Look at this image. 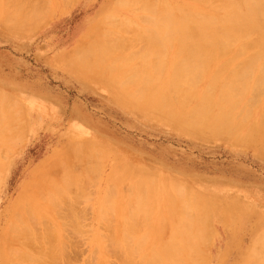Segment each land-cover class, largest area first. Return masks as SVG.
Listing matches in <instances>:
<instances>
[{
	"label": "rangeland",
	"instance_id": "1",
	"mask_svg": "<svg viewBox=\"0 0 264 264\" xmlns=\"http://www.w3.org/2000/svg\"><path fill=\"white\" fill-rule=\"evenodd\" d=\"M148 1L0 0V100L2 101H0V121L2 120L0 123V264H5L1 254L5 228L13 213L20 207L25 210L32 208L34 211L35 218H32L33 214L27 217L32 218V221L35 219L34 224H38L37 229L41 239L38 240L36 235L38 231L34 239L38 244L40 243L38 246L46 250L49 244L44 241L49 239L47 237L50 235L45 238L46 234L42 233L45 225V228L52 231L50 234H55L52 237L55 242H51L56 245L51 244L50 248L53 247L51 251L56 250L57 255H55L60 258L53 254L51 260L57 258L59 264H154L152 261L156 258L153 257L156 256L153 255L155 252L159 257L167 259L169 252L165 253V250L168 251L165 244L171 237L172 241L178 240L176 246L180 247L177 249L180 255L176 256V249L172 255H169L177 260L172 261L173 258L171 260L173 264H181L183 260H179L181 255L191 257V251L195 253L197 251V254L192 256L191 264L197 263L195 262L197 260V264H264V152H260L256 144L249 142L244 144L245 142H238L231 136L229 139L227 134L212 136L193 133L185 127L176 125L175 122L172 123L168 117L156 112L155 109L144 106L140 95L148 90V84H144V81L139 79L138 84L134 86V81L131 80L135 70L142 68L140 63H145L141 59L148 54L149 60L152 59L146 36L148 39L152 34L149 21L157 17L156 14H159L157 18H162V21L163 16H166V12L163 13L165 10H162L165 8L163 2L172 7L173 13L177 12V14L169 12L174 19V15L180 16V9H184L187 5L196 7L199 11L204 9L208 11L206 5L211 9L213 5L217 8L221 0H210L208 1L210 4L205 5L197 0L196 2L195 0ZM170 8L167 9L172 11ZM18 19L20 26H15ZM166 20L167 16L164 17V21ZM12 22L15 23L11 24ZM23 24L25 28L22 27ZM96 24L101 27L100 29L107 31L104 33L103 30L95 29ZM174 26L179 27V25ZM91 27L93 31L90 32ZM145 28H151L149 37ZM111 31L114 36L111 35ZM94 32L98 36L101 32L102 39L105 34L106 36L110 34L111 40L109 37L106 40L97 38ZM93 38L101 40L99 43L102 45L96 42L94 45L92 41L90 42ZM105 43L112 44L114 49L108 44L107 53L98 52L99 47L106 46ZM79 47L82 50H79ZM91 47L93 51L90 50ZM146 48L149 51L147 55ZM110 49L113 53L115 51L116 58L122 56L126 59L117 60L112 52L113 56H110L108 54ZM165 49L166 58L174 56L173 47L168 46ZM97 53L102 54L99 56ZM75 54L76 56L83 54L81 56L85 60L82 61L85 62L77 59L78 57L82 59L81 56L75 58ZM88 54L93 55L96 60L99 57L98 62L101 61L100 57H103L101 59L105 64L101 62L102 69L95 68L98 62L95 63L94 59L91 61L92 58ZM141 54L144 55L140 59ZM166 58L163 56V61ZM86 60L90 61L91 68L94 66L95 70H89V61ZM170 61L172 63V59ZM101 63L99 62V65ZM121 63L125 69L120 67ZM151 63L142 65L147 70L154 65ZM146 66L149 68L146 69ZM164 66L162 68L160 65V70L157 69L159 74L158 71L155 72V68L153 70L150 68L148 76L143 74L142 77L146 80L150 75L153 83L157 74L165 79L169 72L166 68L167 64ZM115 67H118L117 71ZM98 68L101 70L98 71ZM162 69L163 71L160 72ZM126 70L134 72L131 75L132 72L128 71V74ZM125 73L128 76H124ZM121 81L124 84L127 82L126 85L129 86L126 88L123 84L122 87ZM115 82L118 83L119 88ZM140 82L143 84L140 85ZM202 82L203 79H199L197 88H202ZM128 90L130 93L133 92L130 94L131 97ZM171 90L168 88L163 93L175 100L176 96ZM3 95L6 96L5 99ZM261 96L262 90L254 95L253 102L255 103ZM136 99L140 102L138 100L135 102ZM76 144L77 147L79 145L78 148ZM73 155L78 157L73 158ZM70 160L73 164H70ZM62 172L65 175L61 174ZM40 177L44 180L39 181ZM63 177L67 179L63 181ZM59 179L63 181L62 185L59 183L60 187H58L59 184L55 183L54 186L53 183ZM68 179L70 183L72 181L69 188L73 189L69 190ZM144 181L147 182L146 186L149 183L147 187ZM64 182H68V185ZM141 183L144 184L141 186L145 187L141 190H145L144 199L139 198V195L142 196L141 191L139 190L140 194L137 191ZM150 185L152 189L149 188ZM43 186L49 190V186H54L51 189L54 191L50 193L49 190H42ZM177 186L180 190H177ZM64 191L65 193L68 191L69 194L65 195ZM22 194L24 201L17 203ZM169 198L184 200L189 210L187 208L183 210L185 206L180 200L177 212L181 209L184 214L180 211L176 221L182 217V221L187 220V217H196L192 219L194 221L192 225L199 235V230L203 231L199 226L204 228V221L210 222L208 223L210 226L206 223L205 227L210 232L204 229L205 235L201 234L199 240L197 235V237L192 236L194 240L190 238L191 247V244L185 245L184 239L181 241L178 237L174 238L169 230V234L166 232L172 227L164 221L169 218L168 213H165L169 211ZM133 200L136 203L138 201V204ZM142 200H145L146 204H140ZM55 201L58 202V207L54 206ZM198 208L202 210L200 221L197 219ZM185 211L188 214H185ZM133 213L136 215L133 216ZM32 221L31 225H33ZM176 221L175 223L180 222V220ZM61 222L64 225L59 224ZM198 222H201L200 225ZM161 226L164 228L162 229ZM125 227H129V230ZM31 228L33 232L36 230L32 226ZM204 236L208 238H202ZM114 239L118 241L114 242ZM160 239L164 241L162 244L164 254L159 252L162 246L158 247V245L160 242L163 243ZM203 239L208 243L206 247V241L202 245ZM30 242L36 244L38 248L35 241ZM195 244L197 247L193 246ZM32 245L33 254L35 246ZM188 247L190 248L186 250L185 248ZM39 248L37 254L40 253L42 258L43 249L41 253ZM186 252L188 255H184ZM47 253L45 252L44 255ZM61 253H64L65 257ZM165 254L167 256H163ZM150 257H153V260ZM48 258H43L45 263L52 264L54 261L50 262ZM199 258L203 261H199ZM188 260H184L182 264L189 263ZM40 261L38 264L42 263Z\"/></svg>",
	"mask_w": 264,
	"mask_h": 264
},
{
	"label": "bare ground",
	"instance_id": "2",
	"mask_svg": "<svg viewBox=\"0 0 264 264\" xmlns=\"http://www.w3.org/2000/svg\"><path fill=\"white\" fill-rule=\"evenodd\" d=\"M197 1H199L203 5H205V4H208L209 3L208 1H210V0H197ZM195 2H196V0H195ZM160 3H162V2L160 1ZM163 4H160V6L163 5L165 7L164 8L162 6L164 8L162 10H165V11H163V13L166 12L167 20L164 21V17H166L165 15L163 16V21H162L161 20L162 16L160 17L161 19H159V18H157L159 14H156L157 17L154 15L155 17L150 20L151 22L149 21V24L151 25L152 30H151V28H145L146 32H148V33H149V29L152 31L151 35H150L151 32L149 34L145 33L146 35H148V37L150 35V37L148 39L146 36L147 44L149 45V49H150V52H149L146 48V51H147L146 55L149 52L152 55L151 56L152 59L150 58L151 60H149V54L146 57H144V58H146L145 60L143 57H142L143 59L140 58L144 54L143 55L141 54L140 56L139 55L138 56L141 60L145 61L144 64H146V65L151 63V61L153 62V63H151L152 65L153 64L157 65L156 67H154V65L153 66L148 65V66H150V68H152V70L155 68L156 69L155 72L158 71L157 70L158 68L160 70V65L163 68V66L164 65L166 66V64H167L166 68H167V71L169 73L167 74V77L165 79H162L161 76H158V74H159V71H158L157 76L155 75L156 82L154 80V83H153V80L151 79L150 75H149V77H146V78H148V79H146L148 81L145 82L146 81L144 79L145 77L143 78L142 75L144 74V76H146V75L148 76V74H149L148 70H151V69L148 66H146V69L147 68H149V69L145 70V68H144L145 66H143L144 64L140 63L142 68L139 65L140 69H138V71H137V69L135 70L134 77L132 76L131 80H132V82L134 81V86L136 84H138L139 79L141 81H144L143 82L144 84H148V90L144 91L140 95V97H142V101H143L144 106L149 108V109H155L156 112H159V113L163 114L165 117H168L172 121V123L175 122L176 125L182 126L183 128L185 127L190 132L205 133V134H210L212 136L213 135L216 136V135L227 134L229 139L232 137L235 140H237L238 142H245L244 144H248V142H249L251 144L258 145L259 151L260 152L262 151V153H263L264 152V0H221V3L217 8H215V6L213 5V7L211 9V7H209V5H206V8H208V11L205 10L204 8H203L204 11L203 10L199 11L198 9H196V7H193L191 5H187V6H185L184 9H180L181 10L179 12L180 16L174 15V19L172 18L171 14H170L171 12L172 13L174 12V10L171 9L172 7L170 8L169 4L165 5V2H163ZM188 4H190V3H188ZM144 5L147 6V4H145V2H144ZM197 5H195V6H197ZM167 6L172 11L167 9L168 8ZM166 9H167V11H166ZM176 11H177V9H176ZM160 12H162V11H160ZM175 13L177 14V12H175ZM175 13H173V14H175ZM6 16H7V14H6ZM6 18L8 19L9 17H6ZM10 19H12V18H10ZM106 19H107V17H106ZM147 19L148 18H146V20ZM12 21H16V20L12 19ZM159 21H162V22H159ZM14 23L12 22L11 24H14ZM18 23H20L19 19L17 20L15 26L16 25L20 26V24H18ZM174 25H179V27L174 26ZM22 27L25 28V25ZM10 28H12V27H10ZM97 28L100 31L103 30V29H100L101 27L100 28L98 27V24H96V26H95V29H97ZM20 29H23V28H20ZM92 29L93 28L91 27L90 32ZM15 30H17V29H15ZM105 31H107V29ZM105 31L103 30L104 33H105ZM22 32H23V30H22ZM108 32H110V31H108ZM108 32H106L107 35H108ZM98 34H99V32H98ZM95 35H96V33H95ZM102 35H103V33H102ZM111 35L114 36L112 31H111ZM109 36H110V34H109ZM109 36H106V34H105L104 37L102 36L104 39H102V38H100L101 32H100V36L96 35L97 38H100L102 40H106V38ZM115 36H117V35H115ZM97 38H95V39L93 38L92 40L90 39V42L92 41V43H94V42L99 43L101 40H99ZM109 38L111 40V37H109ZM112 40H114V39H112ZM88 42H89V40H88ZM104 42H106V41H104ZM107 42H109V40ZM112 42H114V41H112ZM116 42H118V41H116ZM96 43H94V45ZM99 44H97V45H99ZM108 44L105 43L104 45H106V46L99 47L98 52L107 53L109 51L108 47H107ZM116 44H118V43H116ZM84 45L86 46V44H84ZM101 45L102 44H100V46ZM109 45H111V47L113 48L112 44H109ZM148 45H147V47H148ZM85 46H82V47L85 48ZM168 46L169 47L171 46L174 49V56L169 58V59L166 58L167 53H166V51H164V50H166L165 48H167ZM96 49H97V47H96ZM79 50H82V48H80ZM90 50L93 51V48ZM85 51H87V50H85ZM79 52H84V51H79ZM111 52L113 55L115 54V51L113 53V51H111V49H110V53H108V54H110V56H113V55H111ZM74 53H77V52H74ZM94 53L95 52H93V54ZM83 54H81V55H83ZM101 54L99 53L98 55L101 56ZM81 55H77V56H81ZM162 55L164 56V58H166L164 61H163ZM75 56H76V54H75ZM77 56L75 58H77ZM89 56L92 58L90 60L93 61V59H94V57H92L93 55H89ZM102 56H104V55H102ZM116 56H118V55L116 54ZM73 57H72V59H73ZM105 57H106V55L104 56V58ZM114 57H115V55H114ZM128 57L130 58L131 56H128ZM147 57H148V62H146ZM79 58L80 57L77 58L79 61L80 60L82 61L84 59V57L82 58V56H81L82 59H79ZM98 58H97V60L94 59V60H96L95 63L98 62ZM101 58H103V57H100V59H99V60H101V61H99L100 63L103 61ZM120 58H124V57L120 56ZM120 58H116V59L118 60ZM77 59H75V60H77ZM124 59H126V58H124ZM131 59H132V57H131ZM131 59H129V61ZM171 59H172V63L170 61ZM113 60H115V59H113ZM117 60H115V62ZM122 60L123 59H121V61ZM79 61H77V62H79ZM86 61L88 62L89 60H86ZM123 61L127 62L126 60H123ZM82 62H85V61H82ZM99 62L97 63V66L95 65L96 69H97V67L103 66L102 63L105 64V61H103L101 63V65H99ZM161 62H163L164 64ZM90 64L91 63L89 61L88 65L90 66ZM158 64H159V66H158ZM86 65H87V63H86ZM122 65L123 64L121 63L120 67L125 69L124 68L125 66L122 67ZM124 65H126V63ZM93 67L91 68V66H90V69H89V67H87V68L90 71H92L94 69ZM118 67H115L114 69L117 71ZM84 68H85V65H84ZM84 68L82 67V69H84ZM100 68L102 69V67H100ZM100 68H98L99 69L98 71L101 70ZM166 68L164 69V71H166ZM141 69H142V71H140ZM143 69L146 71V73ZM84 70H86V69H84ZM128 71H130V70H128ZM162 71H163V69L160 72H162ZM130 72H132V71H130ZM133 72L130 74L132 75ZM139 73H140V75H139ZM128 74H129V72H128ZM128 74L125 73L124 76H126V75L128 76ZM113 76H114V74H113ZM123 77H121V78H123ZM201 78L203 79V82H202L203 86H202V88H197V82ZM195 80H197V82ZM122 81H121L120 85H122V87H123L124 82H122ZM135 82H137V83H135ZM150 82H152V83H150ZM115 83L118 87V83L117 82H115ZM143 83L140 82V85ZM126 84H127V82H126ZM126 84H124V86H126V88H127V86H129V85H126ZM134 86H132V87H134ZM168 88L172 89L171 90L172 93L176 96L175 100L170 99L168 96H166L163 93V91L168 89ZM260 90H262V96L254 103L253 97ZM128 92H129V90H128ZM132 93L129 92L128 94L130 95ZM5 97L6 96H4V99H5ZM129 97H131V95ZM4 99H3V102H4ZM137 100L138 99H136L134 101L136 102ZM7 101H9V100H7ZM4 108H6V107H4ZM139 109H140V107H139ZM1 121H0V123H1ZM14 122H15V120H14ZM84 135H86V134H84ZM74 147H75V145H74ZM76 147H77V144H76ZM78 147H79V145H78ZM76 150H77L76 152H78V149H76ZM95 150H96V148H95ZM84 152H85V150H84ZM94 153H96V152H94ZM80 154H79V156H80ZM76 155H78V153H76ZM75 156L73 158H75ZM90 156H92V155H90ZM76 157H78V156H76ZM75 162L76 161L74 160V163ZM71 163L72 162L70 160V164ZM76 164H78V161ZM79 164L81 165V163H79ZM62 166L64 168V165H62ZM66 166H67V164H66ZM70 166L73 167V165H70ZM59 168H60V166H59ZM67 169H68V166H67ZM117 172H119V171H117ZM64 173H65V171H64ZM64 173L62 172L61 174H64ZM130 174H132V173H130ZM67 177L69 178V176H67ZM67 177H66V179H67ZM70 177H71V179H73V176L70 175ZM41 179H42V177H40L39 181ZM63 179H64V177L62 178V180ZM66 179H64L63 181H65ZM69 179L67 180V181H69V185H68V182H64V183H67L68 188L72 184V181L70 183L71 179L70 180ZM42 180H44V179H42ZM62 180L60 181V179H59L58 180L59 182L56 180L58 183L56 181L55 182L52 181V183L54 182L53 185L55 183H56V185H58L59 183L62 185V182H63ZM40 183H43V182H40ZM142 183L140 184V186L137 187L138 188L137 191L139 192V194H140V191L145 188V187L143 188L141 185H144L147 182L144 181V184H142ZM47 184H49V183H47ZM60 184L58 185V187H60ZM148 184H147V186H148ZM39 185L42 186L41 184H38V186ZM64 185H63V187H64ZM54 186H52V187L49 186L50 190L48 188L47 189L44 188L45 186H43L44 189L42 187L41 188H42V190H45V189H46V191L49 190V192L51 193V191H54V190H51L54 188ZM145 186H146V184H145ZM183 187H185V185ZM64 188L66 189V186ZM149 188L152 189L151 185L149 186ZM179 188L180 187H178L177 190H180ZM70 189H73V188L70 187L69 190ZM46 191H44V192H46ZM58 192L60 193V190ZM58 192H56V194ZM112 192L114 193V191H112ZM128 192H129V190H128ZM143 192H145V190L141 191L142 196L144 195ZM185 192H186V190L184 189V194H185ZM64 193H65V191H64ZM71 193H73V190ZM179 193H178V195H179ZM67 194H69L68 191H67V193H65V195H67ZM40 195H41V193H40ZM175 195H177V194H175ZM52 196L54 198V195H52ZM110 196H112V195H110ZM142 196L139 195V198L144 199L145 195L143 196V198H142ZM23 197L24 196L22 194L19 197L17 203H19V202L21 203V201L23 200ZM33 197H34V195H33ZM40 197H42V196H40ZM55 198H56V196H55ZM139 198H138V201H139ZM180 198H181V196H180ZM180 198L178 200L174 199V198H169V200H168L169 201V208H168L169 211L165 212V213H168L169 218L167 219V221L166 220H164V221L167 222L166 223L167 225L169 224L168 226L172 225V227H170L171 230L168 227L169 229H167L166 232L168 233V230H169L170 233L172 232V234L174 235V238L178 237V238H180L181 241H182V239H184L183 242L185 243V245L189 246L192 243L190 241L191 240L190 238H192L194 240V237H192V236L197 235L198 237L197 236L196 237L199 240V237L201 236V234L205 235L204 229H206L205 228L206 225L210 222L204 221V223H205V225L203 224L204 228L201 227V225H200L201 222L200 223L198 222L200 225L199 229L200 228L203 229V231L199 230L200 231V235H199L192 225V222L194 223V221H192V219H196V217L192 216V218L191 217L189 218V217H187L188 215L187 216L185 215L188 218L187 220L185 219L182 221L181 220L183 218L182 217L181 219H179L180 222H179V220L176 221L178 219V216L180 215V211L182 214H184V212H182L181 209L179 212H177V209L179 208L178 203H180V200H181ZM51 200H49V202H50V205L52 206L53 204H51ZM63 200H62V203L64 204ZM176 200H177V202H176ZM138 201L136 203V201L134 202V200H133V202L136 204H138ZM166 201H167V199H166ZM107 202H108V200H107ZM182 202H183V205L185 206V208L183 210H185L186 208L189 210L187 204H184V200ZM36 203H37V201H36ZM55 203L57 205L55 204L54 206L58 207L59 206L58 202L55 201ZM189 203H188V205L190 206ZM59 204H60V201H59ZM109 204L111 205V202ZM140 204H143V205L146 204L145 200H142ZM25 205H26V203H25ZM183 205H180V206H183ZM32 206H34V205H32ZM54 206H53V208L55 209ZM127 206H128V204H127ZM57 207H56V209H57ZM61 207H63V206H61ZM106 207H107V205H106ZM129 207H132V206L129 205ZM141 207H142V205H141ZM202 207H203V205H202ZM20 209H21V207L13 213V215L10 218L9 223L7 224V226L5 228V232H4L5 242H4V240H2L3 243L1 244V252L3 251L1 254H3L2 256L4 257V258H2V261L4 262V260H5V264H32V263L38 264L40 259H42L40 261V262H42L44 260L43 259L44 257H49L48 259L51 262L52 261L51 259H53V254L55 255L57 253L56 250H55L56 253L53 252L54 249H52V251H51V248H53V247L50 248V246H52L54 244L53 242H55V240H52L53 239L52 237L55 234L54 235L50 234V232L52 233V231L49 230V228H45L46 225H45V227H43L41 224V226L43 227L42 233H43V235L46 234V236H44V237L46 238L49 234L51 238L48 236L47 238H49V239H47V240L48 241L50 240V242L51 241H53V242L50 243L47 240L44 241L43 240L44 238L42 235V238H43L42 241H44L45 243H49V244H47L48 247L46 246V250H45V249H43V247L41 248L40 246H38L40 243L38 244L36 242L37 240H34V239H36L35 234L39 230V229H37L38 224H36V225L34 224L36 222L35 219L33 221L31 220L32 218H35L34 211L32 208H27L26 210L25 209L20 210ZM133 209H134V206H133ZM136 209H138V208H136ZM36 210L37 209L35 208V211ZM108 210H110V209H108ZM17 211H19V212H17ZM54 211H56V210H54ZM128 211H129V209H128ZM197 211L199 212V215H198L199 218L197 217V219H198V221H200V219L202 217L201 216L202 210H200L198 208ZM129 212H131V210ZM133 212H134V210H133ZM186 213H187V211H185V214ZM31 214H33L32 216H34V217H32L30 219V217L28 218L27 216H30ZM42 214H43V212H42ZM57 214H59V213H57ZM60 214H62V213H60ZM205 214H206V212H205ZM135 215L133 213V216H135ZM131 216H132V214H131ZM207 217L205 219H207ZM43 218H44V216H43ZM43 218H42V220H43ZM104 218H105V216H104ZM29 219L32 221V224L35 226L31 225V221ZM144 221H146V218L144 219ZM175 221L179 222V223H175ZM45 222L47 223V221H45ZM126 222H128V221H126ZM130 222H131V220H130ZM172 222H173L174 226H173ZM40 223H41V221H40ZM59 224H62V222ZM161 224L163 225V222ZM62 225H64V224H62ZM126 225L128 226L127 223H126ZM31 226L33 227V229H36V230H34V232L32 231ZM118 226H119V224H118ZM163 226H161V228ZM207 226H210V225L208 224ZM128 228H126V230H129ZM208 228L211 229V227H208ZM66 230H68V228ZM123 231H124V229H123ZM132 231H133V229H132ZM207 231H209V230H207ZM44 232H47V233H44ZM65 233H67V232H65ZM126 233H128V232H126ZM206 233H208V232H206ZM39 234L40 233L38 231V233L36 234V235H38V238H39V239L37 238L38 240L41 239ZM172 234L169 236L171 237ZM63 235L64 234H62V236ZM145 235H146V233H145ZM196 237H195V239H196ZM206 237L204 236L202 238H206ZM172 239H173L172 237L169 238L170 241L167 240L168 242H166V244H165L166 249H168V251L165 250L166 251L165 253L168 254V252H169V255H172L175 252L174 251L175 249L177 250L178 248H180V247L177 248V246H176L177 245L176 243L178 242V240L176 242L175 240L172 241ZM160 240L163 243L160 242V245H158V247H160V246H162V244H164V241L162 239H160ZM30 241H35L37 243L38 248L39 247L41 248V249L39 248L41 250L40 251L41 253H42V249H43V256L44 257L42 256V258H40L41 254L40 253L37 254L39 252V250L37 251L38 248L35 246L36 244L34 245V243H32ZM116 241H118V240H116ZM116 241L114 239V242H116ZM204 241H206V239H203L201 241L202 245H203V243H205ZM39 242H41V241H39ZM28 243L30 244V247L28 246L29 245ZM206 244L208 245L207 241L205 243V247H206ZM31 245H32V247L35 246V247H33V251H32L33 254L31 253V250H32ZM54 245H56V244H54ZM200 245H201V243H200ZM202 245L200 246L201 248H202ZM191 246H192V244L190 245V247ZM193 246H196V244ZM62 247H64V246H62ZM183 247H186V246H183ZM190 247L185 248V249L187 250ZM35 249H36V254L38 255V256L36 255L37 257L34 255ZM204 249L206 250V248H204ZM48 250H49V252H48ZM57 250H58V248H57ZM160 250H161V248L159 249V252H161V253L164 252L163 246H162V250L161 251ZM171 250H173V251H171ZM198 251H199V249H198ZM45 252L46 253L48 252L47 254H45L47 256L44 255ZM260 252L261 251H259V253ZM175 253H176V256H177V254L180 255V252L178 250ZM204 253H207V252H204ZM61 254L63 257H65L63 255L64 253H61ZM162 254H164V253H162ZM166 254L163 256H167ZM185 254L188 255V252L184 253V255ZM190 254L189 255L191 257H187V256H183V255H181L180 257L178 256L179 260L183 259V260H181V264L186 259L187 260L191 259V261L188 260L189 263H187V264H191L192 259H193L192 256L197 254V251H196V253L191 251ZM56 255H55V257H57ZM153 255H156V256H153L154 258L155 257L156 258L154 260H153V257H150V258L153 260L152 263H154V264H173V262H171V260L173 258L174 259L172 261H177V260H175V257H173V256L168 255L167 259H166V258L159 257L156 252H155V254L153 253ZM261 255H262V252H261ZM55 257H54V259H55ZM178 257H176V258L178 259ZM57 258H56V260H53L54 262L52 261L54 264H57L59 262V261L57 262V260H58ZM45 259L47 260V258H45ZM194 259L196 260L197 257H195ZM259 259H261V258H259ZM200 260H202V258H199V261ZM195 262L198 263V260ZM197 263H194V264H197ZM40 264H46L45 260H44V262H42ZM183 264H186V263H183Z\"/></svg>",
	"mask_w": 264,
	"mask_h": 264
}]
</instances>
